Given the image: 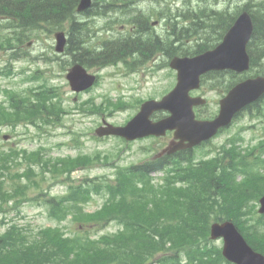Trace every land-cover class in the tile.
<instances>
[{
  "label": "trees",
  "instance_id": "obj_1",
  "mask_svg": "<svg viewBox=\"0 0 264 264\" xmlns=\"http://www.w3.org/2000/svg\"><path fill=\"white\" fill-rule=\"evenodd\" d=\"M78 1L0 0V18L6 19L9 26L22 29L46 25L56 29L68 22L65 53L71 55L72 60L66 58L65 66L72 61L87 67L122 61L133 68L158 52L170 58L212 48L237 14L245 9L253 20V33L247 45L251 58L249 71L244 74L215 71L202 81L224 80V90H228L238 80L264 72V68H257L264 60V0L256 3L248 0L242 5L224 0L223 6H219V0H205V4L193 9L188 7L187 11L173 17H169L167 12L171 14V11L167 8L158 12L169 17L164 35L153 31L148 14L139 11L130 15L131 26L128 24L126 33L99 38V41L91 39L88 20L75 18ZM135 1L94 0L91 9L81 14L92 17L120 7L128 10L126 6ZM17 40L23 42L22 37ZM193 42L197 48H191ZM54 97L59 94L52 88L32 91L23 99L12 97L14 112H7L0 104V121L15 120L19 114H29L31 123L43 121L38 115L46 116L51 122L58 121L64 109L57 105ZM263 100L264 95L246 109H258ZM223 158L225 162L220 161L221 157L193 162L188 151L179 158L165 155L137 164L118 165L112 179L79 180L61 196L46 197L49 215L60 221L71 214L74 220L96 231L111 221H115L118 228L98 236L91 235L89 230L67 235L56 225L31 234L28 226L12 224L0 233V264H233L209 238L210 223L224 219H231L248 243L264 254V214L256 210L264 193V139L246 154L230 149ZM55 161L57 163L49 162V167L56 171L66 169V172L90 162L86 156ZM157 171L163 172V176L154 181L152 173ZM1 188L2 182L0 210L6 195ZM93 193L104 194V202L100 208L86 212L83 205Z\"/></svg>",
  "mask_w": 264,
  "mask_h": 264
},
{
  "label": "rangeland",
  "instance_id": "obj_2",
  "mask_svg": "<svg viewBox=\"0 0 264 264\" xmlns=\"http://www.w3.org/2000/svg\"><path fill=\"white\" fill-rule=\"evenodd\" d=\"M247 1L230 0L231 4L237 5ZM253 1L256 3L258 0ZM223 2L219 0V6H223ZM203 4L205 0H138L126 6V13L114 10L92 17L77 14L76 17L79 16L75 18L89 21L92 40H98L100 36L108 39L123 34L128 29L130 15L143 9L150 22L157 21L151 25L152 30L164 35L168 30L165 23L167 17L158 12L170 8L171 14L167 13L173 16L188 7L193 9ZM61 27L67 31L69 23L64 22ZM18 37H22L23 42H18ZM190 45L197 48L196 42ZM54 47V30L47 25L39 29L28 27L16 30L0 24V102L5 110L14 112L9 93H16L23 99L31 94V90L42 86L57 89L59 97L53 100L65 110L60 112L59 120L55 122L38 115L43 121L31 123L29 114H19L14 117L15 120L5 119V123L0 121V182L1 189L6 191L0 210V232L12 223L25 224L23 227L28 226L31 234L40 228L56 225L68 235H74L78 230H89L92 235L115 231L118 228L115 221L98 231L82 226L73 220L71 214L57 221L48 214L46 197L62 195L71 185L86 178L111 179L118 165L140 163L152 158L163 146L159 145L163 140L159 142L153 137H145L125 141L116 136L98 137L94 130L104 120L115 125L123 124L137 112L141 101L160 98L171 90L176 83L175 71L168 66L167 57L161 52L133 68L122 61L106 66L93 65L87 69L97 75V80L89 90L76 94L65 78V69L70 65L65 66L68 62L64 64V60H72V57L58 54ZM257 68H264V60ZM208 80L194 92L202 94L207 100L204 106L198 108L203 115L217 112L220 93L225 89L224 80ZM263 138L264 100L258 109L251 107L250 110H243L230 126L206 144L194 148L193 154L196 160L215 157L224 146L227 152L231 149L246 154ZM79 156L88 157L90 162L69 172L49 167V162L57 163V159L66 162ZM224 156L225 153H222L220 161L225 162ZM161 175V172L153 173L155 180ZM104 198V194L93 193L84 203V211L99 208ZM214 242L222 245L221 239Z\"/></svg>",
  "mask_w": 264,
  "mask_h": 264
},
{
  "label": "water",
  "instance_id": "obj_3",
  "mask_svg": "<svg viewBox=\"0 0 264 264\" xmlns=\"http://www.w3.org/2000/svg\"><path fill=\"white\" fill-rule=\"evenodd\" d=\"M91 0H80L78 10H84ZM253 22L248 12L243 11L225 33L222 41L212 49L194 56H175L170 66L177 70V82L172 90L160 100L143 102L139 111L123 126L104 122L96 128L97 135L115 134L134 139L145 135H163L167 129H174V137L165 148L167 153L191 147L214 135L220 127L228 125L233 116L264 93V75L248 77L233 85L220 99V108L213 119L200 120L195 117L193 106L204 103L200 96L192 97L189 91L198 88L201 75L211 70L230 69L243 72L249 69L250 57L246 46L252 35ZM56 50L62 51L66 43L63 32L55 34ZM71 88L80 91L90 87L95 76L87 73L79 63H75L66 75ZM160 109L170 112L159 120H151V114ZM258 211L264 213V194L259 199ZM210 237L224 238L222 253L235 264H264V254L254 250L245 240L231 220L213 222Z\"/></svg>",
  "mask_w": 264,
  "mask_h": 264
},
{
  "label": "bare ground",
  "instance_id": "obj_4",
  "mask_svg": "<svg viewBox=\"0 0 264 264\" xmlns=\"http://www.w3.org/2000/svg\"><path fill=\"white\" fill-rule=\"evenodd\" d=\"M98 1V0H97ZM96 2V1H95ZM105 2V1H104ZM101 3V2H100ZM98 4V3H97ZM103 5V4H102ZM96 6V5H95ZM99 6V5H98ZM107 8V7H106ZM75 9V8H74ZM91 9V8H90ZM100 9V8H99ZM95 10V9H94ZM96 10H98V7H97V9ZM109 10V9H108ZM102 11H103V9H102ZM105 11V10H104ZM107 11V10H106ZM87 12V11H86ZM91 12H93L92 10H91ZM97 12V11H96ZM99 12V11H98ZM73 13H75V12H73ZM26 14V13H25ZM85 13H83V15H84ZM89 15H90V13H88ZM27 15V14H26ZM70 15V14H69ZM76 16V15H75ZM79 16V15H78ZM77 16V17H78ZM88 16V15H87ZM26 17V16H25ZM76 17V18H77ZM173 17V16H172ZM81 19V18H80ZM70 20V19H69ZM73 20H74V18H73ZM174 20V19H173ZM78 23V22H77ZM81 26V25H80ZM80 37V36H79ZM49 197V196H48ZM12 224H19V223H12ZM218 239H221L222 240V242L224 243V238L223 237H218ZM247 243H248V241H247Z\"/></svg>",
  "mask_w": 264,
  "mask_h": 264
}]
</instances>
